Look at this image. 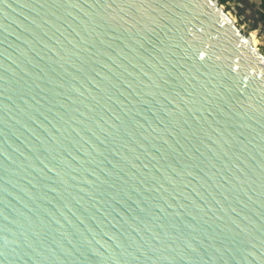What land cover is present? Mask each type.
I'll use <instances>...</instances> for the list:
<instances>
[{
  "label": "water",
  "instance_id": "1",
  "mask_svg": "<svg viewBox=\"0 0 264 264\" xmlns=\"http://www.w3.org/2000/svg\"><path fill=\"white\" fill-rule=\"evenodd\" d=\"M0 264H264V54L219 0H0Z\"/></svg>",
  "mask_w": 264,
  "mask_h": 264
},
{
  "label": "flooded vegetation",
  "instance_id": "2",
  "mask_svg": "<svg viewBox=\"0 0 264 264\" xmlns=\"http://www.w3.org/2000/svg\"><path fill=\"white\" fill-rule=\"evenodd\" d=\"M220 4L225 5V11H232L238 24L243 25L247 34L256 32L262 45L264 54V0H219ZM253 38L255 46L256 39L254 33L250 36Z\"/></svg>",
  "mask_w": 264,
  "mask_h": 264
},
{
  "label": "built area",
  "instance_id": "3",
  "mask_svg": "<svg viewBox=\"0 0 264 264\" xmlns=\"http://www.w3.org/2000/svg\"><path fill=\"white\" fill-rule=\"evenodd\" d=\"M220 5H221V7H223V9L226 8L224 4H220ZM226 12L238 24L235 15L232 14V11L228 10ZM238 25L240 26V28L242 29V31H246L243 25H240V24H238ZM253 33H254V38L257 40V43L255 44V48L261 52L262 51V49H261L262 48V45H261V41H260V38L258 37L257 33L255 31L254 32H249L248 35L251 36Z\"/></svg>",
  "mask_w": 264,
  "mask_h": 264
},
{
  "label": "bare ground",
  "instance_id": "4",
  "mask_svg": "<svg viewBox=\"0 0 264 264\" xmlns=\"http://www.w3.org/2000/svg\"><path fill=\"white\" fill-rule=\"evenodd\" d=\"M251 38V37H250ZM251 40L253 41V38H251ZM257 43V40L255 41V44ZM253 44V43H252ZM254 46V45H253Z\"/></svg>",
  "mask_w": 264,
  "mask_h": 264
}]
</instances>
